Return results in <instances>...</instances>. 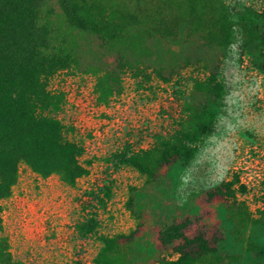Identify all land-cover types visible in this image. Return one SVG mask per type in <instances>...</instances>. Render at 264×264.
Returning <instances> with one entry per match:
<instances>
[{"label":"rangeland","instance_id":"1","mask_svg":"<svg viewBox=\"0 0 264 264\" xmlns=\"http://www.w3.org/2000/svg\"><path fill=\"white\" fill-rule=\"evenodd\" d=\"M96 1L134 14L135 25L105 43L60 23L75 63L56 74L50 88L63 95L56 117L67 137L82 144L79 163L86 173L67 185L56 175L41 178L18 166L9 197L0 201V237L12 261L95 264L101 236L117 244L110 264H158L169 253L160 247L158 231L175 222L186 224V236L201 234L221 251L222 264H260L247 244H264V228L235 223L229 203L215 189L236 177L235 199L245 206L236 213L258 219L264 180V39L251 30L260 27L263 0H190L196 14L190 23L183 13L185 0H169L164 12L178 17L171 35L155 31L156 12L147 1L136 6L132 0ZM208 6L226 18L229 45L205 40L208 26L201 15ZM142 66L171 78H135L134 67ZM214 66L223 85L221 105L189 164L170 163L149 185L135 170L114 164L112 156L124 147L145 149L155 134L169 133L189 102L190 79ZM101 74L113 87L107 104L99 102L95 88ZM175 90L185 94L184 102ZM88 214L95 233L81 235L76 226Z\"/></svg>","mask_w":264,"mask_h":264},{"label":"trees","instance_id":"2","mask_svg":"<svg viewBox=\"0 0 264 264\" xmlns=\"http://www.w3.org/2000/svg\"><path fill=\"white\" fill-rule=\"evenodd\" d=\"M143 1L156 12L153 15L156 17L155 31L171 35L172 23L178 17L164 12L169 0H132L135 6ZM185 6L183 13L188 23L195 21L190 0H185ZM203 9L206 12L203 10L201 16L208 26L205 40L218 46L229 45L230 28L226 18L214 7ZM258 21L260 27L251 31L254 34L260 31L259 37L264 39V0ZM60 23L67 30L95 35L108 43L121 38L126 28L135 25V16L127 10L104 8L96 0H0V201L9 197L20 164L41 178L56 175L67 185L86 173L79 163L82 144L67 137L68 130L56 117L64 103L63 95L50 88L53 77L70 70L75 63L68 37L60 34ZM133 70L134 77L144 81L151 75L163 82L171 78V75L163 76L153 66L134 67ZM95 80L99 102L107 104L113 87L107 85L104 74L96 76ZM190 85L189 102H184L183 92L175 90L185 105L173 120L172 130L164 135L155 134L145 149L124 147L112 156L114 164L135 170L149 185L158 171L170 163L186 166L191 162L211 132L216 110L221 105L223 85L218 66L201 77L190 79ZM237 183L233 176L220 184L215 193L229 203L235 223L242 224L243 228L252 225L264 228V180L257 220L236 213L238 208L245 209L242 202L235 199ZM93 198L98 200L97 195ZM95 225L93 215L88 214L76 228L81 235H90L95 233ZM185 229L186 224L172 222L158 231L160 247L169 251L157 260L158 264H222L221 251L201 234L186 236ZM98 240L101 248L95 264H110L116 241L101 236ZM247 247L260 264H264V244L248 243ZM0 264H22L12 261L2 237Z\"/></svg>","mask_w":264,"mask_h":264}]
</instances>
